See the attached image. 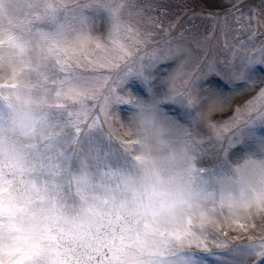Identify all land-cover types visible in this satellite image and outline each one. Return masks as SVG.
Wrapping results in <instances>:
<instances>
[{"label":"snow or ice","instance_id":"1","mask_svg":"<svg viewBox=\"0 0 264 264\" xmlns=\"http://www.w3.org/2000/svg\"><path fill=\"white\" fill-rule=\"evenodd\" d=\"M144 15L133 0H27L0 40V264H264V228L238 243L220 215L247 231L240 210L264 213V41H229L225 13L228 55L200 72L249 95L222 122L191 111L199 93L163 71L189 49L155 41L164 21L146 31ZM124 113L131 139L114 135ZM193 122L216 137L211 167Z\"/></svg>","mask_w":264,"mask_h":264},{"label":"rangeland","instance_id":"2","mask_svg":"<svg viewBox=\"0 0 264 264\" xmlns=\"http://www.w3.org/2000/svg\"><path fill=\"white\" fill-rule=\"evenodd\" d=\"M243 0L234 2L233 0H133L134 3L144 6V17L143 27L146 31H151L153 25L152 20L159 18L164 21V35L154 33L155 41H163L167 38L173 46L176 43L182 42L188 49V54L183 60L173 61L170 68H165L163 71L172 72L176 75V83L178 86L189 85L191 88L199 93L200 101L193 106L192 112H204L200 108L202 101L203 92L208 88V81L213 77H217L222 80V77L218 75L202 76L200 67L203 61L207 58H219L221 61L226 55H228L229 49L225 44V12L232 8V4H240ZM27 0H7L6 10L0 12V40H7L8 36L12 33H18L20 30V21L26 12ZM198 7V10L196 9ZM189 13L188 16L183 20L184 15ZM218 13L219 17V28L213 21V14ZM249 17H251L252 26L249 29L241 28V22L247 24ZM132 19L141 23V18L137 15H133ZM179 25V30L176 34H173L176 27V22L182 21ZM172 22V27L169 28V23ZM158 27V25L156 26ZM108 24L104 20H98L96 24V34H104L106 36ZM215 32L216 38L213 39L212 33ZM227 39L240 40L251 38L253 44L259 47L261 42L264 41V1L256 4L247 6L243 9H239L228 14V25H227ZM170 34H173L169 36ZM207 36V39H205ZM152 43V41H149ZM92 71L93 69H88ZM264 71V69H258ZM12 72V65L7 60H0V83L7 81L10 73ZM240 84V82H237ZM226 86H233L226 84ZM134 87H139L134 84ZM214 99H217L214 98ZM242 103L234 105L231 110L225 115H213L216 120L227 122V120L235 114L237 108ZM168 116L176 115V110L173 108L167 112ZM132 118L131 113H124L123 115H117L115 119V133H119L124 139H131L129 133L125 130L127 125ZM122 121L124 123H122ZM107 127V126H106ZM193 135H198V139L204 144V151L201 153V162L208 158L206 164L201 166L211 167L212 162L215 160V153L218 152L217 148L213 147L215 142L214 133L207 128L205 124H201L199 127L196 126L195 122L192 125ZM180 135L182 140L184 137ZM127 151L133 152L134 149L129 145ZM252 214H256L261 219L260 222H255V218L252 214H249L247 209H241L239 215L242 217L240 223L244 224L247 231L238 230L237 225L231 219V214L224 210L220 213L221 217L225 222V232L229 237L236 239V242H243L250 237L260 234L261 228H264V213L256 212L253 208ZM253 216V217H252ZM229 225H231L229 227Z\"/></svg>","mask_w":264,"mask_h":264},{"label":"bare ground","instance_id":"3","mask_svg":"<svg viewBox=\"0 0 264 264\" xmlns=\"http://www.w3.org/2000/svg\"><path fill=\"white\" fill-rule=\"evenodd\" d=\"M250 3H258L261 0H247ZM258 70V74H259ZM208 88L203 92L202 101L200 108L207 112L210 108L214 109L212 115H225L231 108L239 103H242L249 95V88L244 87L241 84H236L233 86H226L222 80L218 78H212L208 81ZM217 99H214L216 98ZM208 158H205L201 164H206ZM252 214V213H251ZM255 218L256 214H252ZM252 216V217H253ZM255 222H260V217Z\"/></svg>","mask_w":264,"mask_h":264}]
</instances>
